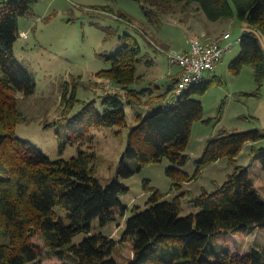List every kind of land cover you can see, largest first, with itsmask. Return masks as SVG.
Returning a JSON list of instances; mask_svg holds the SVG:
<instances>
[{"label": "trees", "instance_id": "trees-1", "mask_svg": "<svg viewBox=\"0 0 264 264\" xmlns=\"http://www.w3.org/2000/svg\"><path fill=\"white\" fill-rule=\"evenodd\" d=\"M39 0H0V264H36L39 247L33 242L40 236L50 251L66 258L65 264H118L111 256L115 240L91 233V222L105 225L123 213L126 206L120 195L128 186L118 177L103 185L89 168L92 152L79 150L69 159H51L29 141L15 134L16 124L24 119L17 108L20 97L30 96L36 88L33 73L14 55V44L20 35L18 19L27 15ZM147 15L160 19L194 2L209 21L226 20L234 15L246 24L240 36V51L230 63L237 72L243 65L253 67L258 88L264 79V52L258 35H264V0H136ZM119 18H128L121 14ZM151 44L156 42L143 31ZM122 44L107 59L110 66L98 70L96 77L107 79L122 91H106L102 100L82 101L80 110L64 116L69 132L67 142L86 138L91 129L100 126H127L126 104H132L151 87L132 88L143 74L138 65L147 62L138 42L124 34ZM177 80H172L159 95H176L171 106L148 107L144 113L134 111L119 175L128 178L142 166L166 158L170 165L166 175L172 186L193 180L208 164L226 158L234 164L247 142L254 143L264 135L258 130L219 131L210 137L192 174L184 170L188 161L185 153L192 124L202 119L203 106L195 97L217 83L216 75H207L201 82L175 92ZM248 95H258L259 89ZM171 94V95H172ZM173 96V95H172ZM172 96L170 98H172ZM64 111L74 105L75 90L68 98ZM172 101V100H171ZM88 138H90L88 136ZM63 146V144H62ZM264 170V150L251 146ZM258 151V152H257ZM247 167L236 166L215 189H202L191 199L195 212L181 215V197L163 199L157 189L151 190L146 207L126 218L122 240L127 241L133 257L127 264H264V246L254 247L239 255L216 240L219 233L247 234L255 228L264 229V199L254 184ZM56 208L67 211L68 222ZM86 233L78 243H71L79 233Z\"/></svg>", "mask_w": 264, "mask_h": 264}, {"label": "rangeland", "instance_id": "rangeland-1", "mask_svg": "<svg viewBox=\"0 0 264 264\" xmlns=\"http://www.w3.org/2000/svg\"><path fill=\"white\" fill-rule=\"evenodd\" d=\"M194 5L197 4L192 2L185 11L194 13L199 20V12L203 15L204 12L195 9ZM121 14L130 21L121 20ZM158 23L157 17L147 15L136 0H39L27 15L18 19L21 32L14 44V55L33 73L36 88L30 96H19L17 108L24 119L16 124L15 134L51 159H69L78 155L80 149L92 152L88 165L92 175L101 184L106 185L118 177L128 186V191L120 195L122 204L126 206L123 213H117L116 219L105 225H101L98 218L91 222V233H100L115 240L111 256L118 264H127L133 257L130 244L122 240V232L126 218L134 213L133 207L138 206L137 210L146 207L151 190L144 189V180H148L149 188L161 192L163 199L171 200L175 195H184L181 197L180 214L185 215L198 210L191 199L201 193L202 189H215L236 166H242L251 172L254 184L264 199V170L254 160L256 153L251 150L252 144L264 150V136L252 144L245 143L234 164H229L226 158L218 159L205 166L196 178L182 183L180 188L173 187L171 179L166 175L165 169L170 165L166 158L142 166L128 178L119 175L123 162L134 166L132 161L123 158L129 128L135 123L134 111L144 113L148 107L171 106L176 100L174 92L171 93L173 96L159 95L164 92L163 87L166 88L172 82V79L165 76L171 65L165 51H178L174 49L184 46L187 32L171 24L158 26ZM217 24L220 31L230 32V38L226 41L239 39L246 30V24L236 15L218 20ZM143 31L153 39L159 33L167 45L171 44L167 38L173 44L168 48L158 44L163 51L157 50L143 35ZM124 34L138 42L146 55L145 60L151 56L157 60L155 67L149 68L143 65L145 63L138 65L139 73L143 72L145 78L140 83L132 84V88L145 87L146 82L148 85L157 75L158 81L155 84L160 89L151 86L153 94L145 93L138 100L133 98L132 104L125 105L127 126L95 127L88 134L90 138L87 136L82 140L77 138L67 142L69 132L64 116L77 113L82 101L95 100L100 103L104 92L122 91L107 79L96 77L95 73L110 66L107 57L127 43ZM258 39L264 52V35L259 34ZM239 51L240 41L236 40L230 49L224 51L219 64L211 73L216 75L218 82L204 93L195 95L202 103L203 114L202 119L192 124L185 149L189 158L184 170L189 174L194 172L207 140L219 131L258 130L264 135V79L258 88L251 65H243L237 72L231 69L230 63ZM257 88L258 95L245 94L255 92ZM73 89L76 100L65 112L66 102L62 101L61 96L65 92L69 98ZM56 209L67 223V211ZM86 235L84 232L75 235L71 243L80 242ZM32 240L40 250L36 264H65L68 261L50 251L40 236H34ZM216 240L228 246L231 253L243 255L254 247L264 246V229L255 228L247 234L219 233Z\"/></svg>", "mask_w": 264, "mask_h": 264}, {"label": "built area", "instance_id": "built-area-1", "mask_svg": "<svg viewBox=\"0 0 264 264\" xmlns=\"http://www.w3.org/2000/svg\"><path fill=\"white\" fill-rule=\"evenodd\" d=\"M230 38V32H225L217 39L207 38L203 33L199 36L193 35L187 50L165 51L167 61L171 65H178L180 73L177 78L175 92L180 93L190 85L201 82L213 70L222 58L225 50L230 49L234 41H226ZM156 48L163 51L160 46Z\"/></svg>", "mask_w": 264, "mask_h": 264}, {"label": "crops", "instance_id": "crops-1", "mask_svg": "<svg viewBox=\"0 0 264 264\" xmlns=\"http://www.w3.org/2000/svg\"><path fill=\"white\" fill-rule=\"evenodd\" d=\"M190 5H191V3L188 4L187 6H184V7H180V6L177 7L174 12L163 16L158 23V26H161V24L162 25L163 24H171L175 28L177 27V28H182V29L186 30L187 35H186L184 46H182L180 48L176 47V49H174V50H178V51L179 50H187L189 47L190 39L194 34L200 35V34L205 33L207 38L214 39L211 37V35H212L213 37L219 39L222 36V34H224L225 32H228L227 30L226 31H220V29L218 27L219 24H217L218 21L208 22L209 20L205 17V15L201 14V12H199L200 13V15L198 14L199 20H197L196 17L194 16V13L185 11V9H188V7ZM194 8L199 11V9L197 8V5H194ZM208 34H211V35H208ZM159 35L160 34L158 33V36L156 34L154 36V39L156 38L155 41L157 42V43H155L156 45L160 44L161 46L166 47V48H168V46H172L171 44H173V43L171 42L170 39L167 38V42L171 43V44L167 45V43H165ZM154 39L152 38V40H154ZM174 45L177 46L178 43H174ZM154 47H156V46L154 45ZM146 61L147 62L143 61L142 64L145 63L143 65H148L149 68L155 67L157 65V60L154 59L152 56L149 57ZM141 73L143 74V72H141ZM179 73H180V67L178 65H170L165 76L169 79L177 80ZM156 76L153 77V79L151 80V82H149L148 85L146 82L145 86H147V87L154 86V87L158 88L157 90H159L160 87L155 84L158 81V78ZM142 78L144 79L145 76H143ZM163 89H165V88L163 87Z\"/></svg>", "mask_w": 264, "mask_h": 264}]
</instances>
